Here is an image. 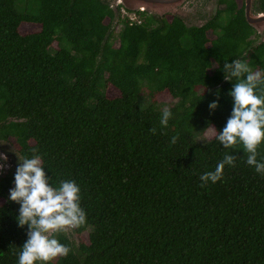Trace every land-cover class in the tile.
Listing matches in <instances>:
<instances>
[{
  "label": "trees",
  "instance_id": "16d2710c",
  "mask_svg": "<svg viewBox=\"0 0 264 264\" xmlns=\"http://www.w3.org/2000/svg\"><path fill=\"white\" fill-rule=\"evenodd\" d=\"M219 3L197 25L128 10L131 20L121 5L116 18L108 0H0V140L42 153L50 183L81 186L85 223L56 234L69 253L49 264H264V175L237 145L221 180L200 181L228 151L215 140L232 105L220 66L239 57L264 72L244 0ZM14 171L0 174V264H15L26 239L7 199Z\"/></svg>",
  "mask_w": 264,
  "mask_h": 264
},
{
  "label": "clouds",
  "instance_id": "9594fccd",
  "mask_svg": "<svg viewBox=\"0 0 264 264\" xmlns=\"http://www.w3.org/2000/svg\"><path fill=\"white\" fill-rule=\"evenodd\" d=\"M219 70L225 81L232 82L228 91L232 105L223 128L216 131L215 140L228 151L214 170L201 173V186L222 179L225 166H233L236 160L229 149L237 145L246 154L244 163L264 175V157L258 159V149L264 144V72L252 71L248 62L239 57L225 60ZM207 107L210 112L215 110L218 99L209 101ZM171 116L170 109L165 107L159 124L166 127ZM171 139L175 142L176 138ZM17 156L13 186L8 190L7 199L19 205L15 217L17 226L26 225L27 229L26 239L16 252L15 264H49L53 258L69 253V247L56 234L85 223L81 186L70 178L50 183L43 154L36 149L31 154ZM0 159L4 157L0 155Z\"/></svg>",
  "mask_w": 264,
  "mask_h": 264
},
{
  "label": "water",
  "instance_id": "95a60500",
  "mask_svg": "<svg viewBox=\"0 0 264 264\" xmlns=\"http://www.w3.org/2000/svg\"><path fill=\"white\" fill-rule=\"evenodd\" d=\"M186 0H110L111 7L115 11V17H119L118 6L121 5L128 10L144 11L152 15H163L167 12L186 17L181 9V6ZM256 0H244L245 3V18L260 35V40H264V12H256L254 4ZM0 154L7 157L16 167L18 163L19 153L11 148L10 142L0 140Z\"/></svg>",
  "mask_w": 264,
  "mask_h": 264
},
{
  "label": "rangeland",
  "instance_id": "374dc122",
  "mask_svg": "<svg viewBox=\"0 0 264 264\" xmlns=\"http://www.w3.org/2000/svg\"><path fill=\"white\" fill-rule=\"evenodd\" d=\"M110 2V0H108ZM202 4H199L198 8L195 11H192L191 8H186V4L183 3L181 6H179L178 8L181 10H190L191 9V14H189L186 19H189L190 22L197 24V25H202L204 24L206 21H208L209 19H211L212 17H214L217 13V10L222 9L224 10L225 5L221 4L218 2V0H201ZM238 2L239 5H241L242 0H236ZM190 5V4H188ZM167 13H171V12H167ZM171 14H167L166 18L170 19ZM132 17L134 18L135 15L133 14ZM120 26H122V24L120 23ZM209 36L211 38L215 37V34L212 32H208ZM116 45H118V42L116 40L115 42ZM170 101V97L167 94H164L160 97V102H164L165 105H167V103ZM163 108L164 105L160 104ZM214 129L213 128H209V130L203 134V136L200 137V139L202 138H208L211 137L212 135H214ZM14 139L11 138L10 139V143H11V148L17 151V147L14 144ZM2 155V154H0ZM3 156V155H2ZM4 159H0V174H5V173H11L10 171H13V166L10 162V160L3 156ZM15 169V168H14ZM73 228V227H71ZM88 230L80 233L79 235H77L76 233L73 235V237L76 239V241L78 242H88Z\"/></svg>",
  "mask_w": 264,
  "mask_h": 264
},
{
  "label": "flooded vegetation",
  "instance_id": "af4514ba",
  "mask_svg": "<svg viewBox=\"0 0 264 264\" xmlns=\"http://www.w3.org/2000/svg\"><path fill=\"white\" fill-rule=\"evenodd\" d=\"M218 2H219V0H218ZM185 4H186V8H191L192 9V11H195L199 6V4H202V1L201 0H186L185 2H184ZM188 4H190V5H188ZM191 9L190 10H188V11H186V10H182V12L184 13V14H182V15H185L186 17L189 15V14H191ZM218 11V10H217ZM166 14V16H167V14H171V15H173L172 13H165ZM170 15V16H171ZM10 160V159H9ZM10 162H11V160H10ZM11 164L14 166V164L11 162ZM15 167V166H14ZM16 168V167H15Z\"/></svg>",
  "mask_w": 264,
  "mask_h": 264
},
{
  "label": "built area",
  "instance_id": "2783aa9c",
  "mask_svg": "<svg viewBox=\"0 0 264 264\" xmlns=\"http://www.w3.org/2000/svg\"><path fill=\"white\" fill-rule=\"evenodd\" d=\"M121 13L123 16H128L131 20H134L136 18V15L134 12H129L128 9H126L125 7H121ZM135 15V17L133 18L132 15Z\"/></svg>",
  "mask_w": 264,
  "mask_h": 264
},
{
  "label": "bare ground",
  "instance_id": "6f19581e",
  "mask_svg": "<svg viewBox=\"0 0 264 264\" xmlns=\"http://www.w3.org/2000/svg\"><path fill=\"white\" fill-rule=\"evenodd\" d=\"M13 166V165H12ZM14 167V166H13ZM15 168V167H14Z\"/></svg>",
  "mask_w": 264,
  "mask_h": 264
}]
</instances>
